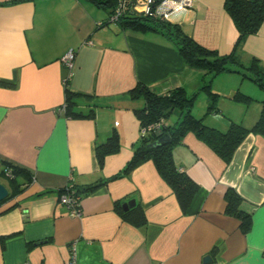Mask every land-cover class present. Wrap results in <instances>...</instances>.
I'll use <instances>...</instances> for the list:
<instances>
[{
    "label": "crops",
    "instance_id": "0c3cea01",
    "mask_svg": "<svg viewBox=\"0 0 264 264\" xmlns=\"http://www.w3.org/2000/svg\"><path fill=\"white\" fill-rule=\"evenodd\" d=\"M224 5L194 0L168 21L227 54L238 32ZM108 16L87 0H0V171L10 162L32 178L0 203V264H68L72 255L75 264H264V135L248 133L226 164L196 134L185 133L172 150L176 166L198 184L185 213L151 160L124 172L142 132L134 110L144 106L129 91L142 83L158 95L179 87L195 94L205 71L188 67L159 33L100 26ZM70 50L71 71L62 61ZM238 56L264 67V23ZM66 81L77 94L74 110L92 116L62 110ZM213 81L216 109L207 111L206 94L205 112L193 114L220 131L230 122L250 128L261 106L234 101L232 89L221 96ZM178 119L174 112L165 123ZM113 132L119 149L100 163L96 147ZM70 182L80 189L101 183L79 193V216L59 200ZM227 188L252 215L247 232L226 212ZM131 199L134 206L124 211ZM135 206L144 214L141 226L120 212Z\"/></svg>",
    "mask_w": 264,
    "mask_h": 264
},
{
    "label": "trees",
    "instance_id": "16d2710c",
    "mask_svg": "<svg viewBox=\"0 0 264 264\" xmlns=\"http://www.w3.org/2000/svg\"><path fill=\"white\" fill-rule=\"evenodd\" d=\"M97 8L103 9L110 15L118 0H87ZM225 9L234 21L238 35L231 52L219 54L216 50L208 49L197 43L191 36L186 34L180 25L163 20L159 17H148L139 14L126 13L117 22L121 27L137 33L155 32L165 36L179 51L186 65L190 68L205 71L200 89L208 95L207 111H214L216 95L212 92L213 78L221 72H241L243 69L248 73L247 78L253 80L264 89V67L257 58L252 57L247 64L240 61L238 53L244 40L255 34L264 23V0H225ZM109 24L102 21L100 26ZM243 75V74H242ZM245 76V75H244ZM65 82V114L70 117H88L92 113L83 114L74 110L76 93L70 91ZM131 98L142 97L144 106L135 109V115L141 127L140 139L134 149L131 158L124 170L125 173L137 165L151 160L161 178L173 190L178 204L185 213L198 191V184L184 171L180 170L172 157L173 147L182 140L185 133L191 131L204 141L218 154L227 164L237 146L248 133L264 135V99L261 100V109L255 123L246 128L240 123L230 122L225 131L207 126L203 118L196 117L192 110L195 95H187L181 87L170 90L165 95H158L146 85L137 83L129 91ZM232 99L239 102H249L251 98L240 92H235ZM177 113L179 119L173 124H166L172 113ZM163 121L158 128L150 127L151 124ZM163 135H168L169 140L157 147L151 144ZM119 149V139L116 132L102 145L96 147V155L101 163L104 155ZM1 174L5 175V169H11V176H7L10 187L7 196L1 201H6L19 193L27 179L31 175L26 169L10 162H3ZM0 174V175H1ZM1 175V176H2ZM32 179V178H31ZM101 183H94L80 189L77 193L91 192L98 188ZM63 187L59 190L61 193ZM226 212L240 220V227L247 232L252 224V215L249 211L241 208L242 198L234 188H227L224 194ZM0 202V203H1ZM121 210V209H120ZM135 225L145 224L143 211L135 206L133 209L122 212Z\"/></svg>",
    "mask_w": 264,
    "mask_h": 264
},
{
    "label": "built area",
    "instance_id": "2783aa9c",
    "mask_svg": "<svg viewBox=\"0 0 264 264\" xmlns=\"http://www.w3.org/2000/svg\"><path fill=\"white\" fill-rule=\"evenodd\" d=\"M194 0H118L111 14L107 17L109 23H117L126 13H134L148 17H159L163 20H169L172 13L189 10L193 7ZM101 24V23H100ZM74 52H66L62 57L64 65L71 71L74 62ZM71 73H69V76ZM65 111V104L62 106ZM163 121L150 125L158 128ZM5 175L11 176V169H5ZM59 200L64 204L71 216L80 215V195L77 193L75 186L70 182L65 184L62 192L59 194ZM21 264H30L23 262ZM68 264H75V258L72 255Z\"/></svg>",
    "mask_w": 264,
    "mask_h": 264
},
{
    "label": "rangeland",
    "instance_id": "374dc122",
    "mask_svg": "<svg viewBox=\"0 0 264 264\" xmlns=\"http://www.w3.org/2000/svg\"><path fill=\"white\" fill-rule=\"evenodd\" d=\"M109 24L111 26V23ZM246 74L248 75V73L244 69H243V73L226 72V75H224V72H221V73H218L214 77L215 80L213 79L214 80L213 83L217 84L218 88L220 89V91L218 90V93H220L221 96H228V94L226 95L225 93H228V91L230 93V89H232L235 92H240L246 96H249L251 98V100L249 101L251 108H253L254 106L258 108L261 106V100L264 99V89L258 86L250 78H247ZM222 76H229V77L233 76V77H231L232 79H229V80L228 79L223 80ZM195 94H196L195 102H194L192 112L196 113L197 111H201L203 113V111L205 112V107L203 106V103H202V96H207V95L201 89H199ZM0 174H1V171H0ZM1 175H0V183L5 184L6 188L9 191V188H11L9 180L4 175L2 176Z\"/></svg>",
    "mask_w": 264,
    "mask_h": 264
},
{
    "label": "water",
    "instance_id": "95a60500",
    "mask_svg": "<svg viewBox=\"0 0 264 264\" xmlns=\"http://www.w3.org/2000/svg\"><path fill=\"white\" fill-rule=\"evenodd\" d=\"M169 140L168 135H163L162 137H160L158 140H156L154 143L151 144L152 147H157L160 146L164 143H166ZM8 194V189L5 187L4 184L0 183V202L7 196ZM135 204V200L131 199L127 202H125L122 205V208L124 211L128 210L129 208L133 207ZM210 261V257L209 256H205L204 257V262H209Z\"/></svg>",
    "mask_w": 264,
    "mask_h": 264
}]
</instances>
